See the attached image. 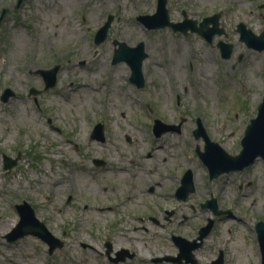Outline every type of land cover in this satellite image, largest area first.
Masks as SVG:
<instances>
[{"label": "rangeland", "instance_id": "374dc122", "mask_svg": "<svg viewBox=\"0 0 264 264\" xmlns=\"http://www.w3.org/2000/svg\"><path fill=\"white\" fill-rule=\"evenodd\" d=\"M16 1L0 0V13L8 10L0 21V94L5 88L15 94L7 103L0 101V149L12 158L21 151L17 165L9 172L3 170L0 155V249L6 252H0V264H8L7 256L33 251L28 246L30 238L13 244L3 239L15 220L12 204L28 198L39 215L52 219L48 222L52 234L60 238L66 231L65 248L53 253L47 264H60L61 260L71 264V259L104 264L103 259L76 246L80 241H92L90 233L103 238L107 225L97 222L90 226L87 220L91 218L87 213L95 217L93 212H97L89 205L82 213L74 207L76 202L63 207L61 213L58 208L69 186L77 187L79 195L88 199L90 191L98 190L96 186L110 182L118 187L131 185L126 175L129 160L138 159L158 144L164 150L154 152L152 159L162 154L180 155L190 144L195 185L190 203L195 210L185 211L189 220L182 226L173 224L161 230L145 224L153 234H138L151 240V253L158 252L155 241L160 239L170 246L168 251L172 250L166 241L169 231L190 237L206 218L215 219L208 209L199 208V202L212 196L218 208L231 211L233 216L216 221L204 248L197 252L199 263L222 251L224 264H260L254 227L258 221L264 222L263 162L257 159L243 172L209 182L206 168L193 153L195 144L202 147L201 142L195 141L191 131L200 119L212 141L230 155L239 152L245 126L255 117L264 95V51L247 49L239 41L236 26L243 23L255 35L264 31V0H187L183 7L192 11V18L221 12L220 25L227 37L216 36L211 43L194 34L186 37L143 29L135 17L153 12L154 0H23L15 9ZM108 14L117 20L106 40L95 46L93 36ZM114 40L133 47L144 44L148 57L142 65L143 88L137 89L129 81L130 69L125 63L111 66ZM219 40L232 44L230 58L221 57ZM56 64L60 66L56 84L43 91L41 77L33 73ZM31 87L42 90L36 103L29 95ZM182 117L186 122L180 135L168 134L165 143L154 139L153 119L177 123ZM99 119L107 136L103 144L89 140V131ZM126 135L136 137L137 144L127 145L123 140ZM92 158L106 159L108 166L95 167ZM152 163L143 165L152 167ZM136 169V174L144 175ZM77 214L84 218L78 225L60 221L62 216ZM128 225L133 222L128 221ZM43 250V246L36 248L34 264H46Z\"/></svg>", "mask_w": 264, "mask_h": 264}, {"label": "flooded vegetation", "instance_id": "af4514ba", "mask_svg": "<svg viewBox=\"0 0 264 264\" xmlns=\"http://www.w3.org/2000/svg\"><path fill=\"white\" fill-rule=\"evenodd\" d=\"M186 1L187 0H154L153 12H148L149 15L139 14L137 17H135V19L136 21H138L137 18L139 16L155 15V18L151 24V28L143 24L140 20V22L138 21L143 29H152L148 31L167 30L171 31L172 33L183 34L186 37L189 34H194L202 37L205 40L203 35H200L197 32H191L189 29H206L205 20L209 16L204 15L199 17L198 19L192 18L190 14L192 11L189 9L187 11L183 7ZM178 4L181 5L180 9L176 7V5ZM108 16H112L114 20L117 19V17H114L111 14H108L106 19L108 18ZM113 19L111 21L112 23L114 21ZM211 26L212 25H209L208 27L210 28ZM174 29L188 30L186 34H184L180 30ZM110 64L111 66L116 65L112 64V60L110 61ZM41 79L44 86V80L42 77ZM5 89H3L0 94L1 102V96ZM14 96L15 94L9 97L6 102L2 103H7L10 98ZM33 101L35 103L37 102L35 98H33ZM155 120L156 118L153 119L151 132L154 136V139L156 141H161L162 143L166 142L164 140V137L168 134L180 135L182 126L186 122L184 117L180 118L177 123H165L164 121H162L165 125L178 126V131L165 130L161 132L159 136H157L156 132L153 130V124L155 123ZM99 122L103 126L102 135L101 133L93 132L94 127ZM102 122L103 120L99 119L90 129V141H94L100 144H103L107 141L105 127ZM56 131L60 133V129L56 128ZM191 134L194 135L193 131H191ZM65 137L66 140L70 142L69 137ZM193 138L195 139V141L201 142L202 147L200 148L199 144H195L193 153L197 160L201 163V165L206 168L207 174L205 175V179H207L209 182L217 180L224 175L243 172L253 165L252 164L240 171H230L228 173H222L217 177L211 178L206 165L202 162L198 154L199 152L202 153L205 151L206 141L202 137ZM123 140L129 146H134L135 143L137 144L136 137H130L126 135L125 137H123ZM74 147L77 148L76 146ZM188 147L189 149H182V153L186 152V155L182 153L180 155L162 154L159 157L152 159L154 157V152L158 150H164V146H162V144H158L156 147H149L141 156H138V159L131 158L129 160V164L131 165L130 170H127L126 172L127 178L129 177L132 181L131 185L118 187L115 185H111L110 182V184L106 186H96L95 189L98 188V190L90 191L89 193L91 194V198L88 199L87 197L82 198L79 195V193L81 195L82 193L78 191L77 187L69 186L68 193L64 197L62 206L58 208V212L61 213L63 211V207H67L71 203L76 202L77 205H75L74 207L77 208L78 211L84 213L89 210L88 207L90 205L92 207V210L96 211L97 213L93 212L95 217L87 213V215L91 217L87 219L88 224L91 226L95 225L97 222H104V224L107 225L106 233L104 234L103 238L95 237L93 233H90V238H93L92 241H88L86 243L80 241L76 243V246L82 251H88L93 256H96L100 261L101 259H103V262H105L104 264H200V257H197V252L204 248L206 237L213 230L216 221L221 220L222 217L229 218L233 216L231 212L225 215L214 214L215 211L224 210L218 208L217 200L212 196L209 198H205L202 202H199V208L208 209L215 219L206 218V223L199 226L197 228L196 234L190 237L182 234L181 231H169L168 239L166 241L170 242L172 249L171 251H168L170 246L166 243H163L160 239V241H155L157 242L156 247L159 248L158 252L155 255L152 254L150 248H153V245L148 244V241L151 242V240L146 241L147 239L144 240L142 235L138 234H153V232H150L151 227H159V229L163 230L171 227V225L173 224L182 226L189 220V216L185 213V211L187 209H191L193 211L195 210V207L190 203V197L195 192V185L193 180V173L190 166L192 155L190 144ZM20 152L21 151L19 150L16 157L12 158L6 155L0 149L3 167L5 157H9L11 158V160L17 159L18 163ZM91 162L93 166L99 168H106L108 166V160L103 158H92ZM143 162H146L147 164L153 162L152 167H144ZM17 163L13 166V168L17 165ZM136 168H139L140 171L143 170L144 175L139 176V173L136 174L135 171H138ZM120 170H122V168H120ZM9 171L10 170H8V172ZM190 174L192 176V182L194 186L193 192H189L191 187ZM223 183L226 182L224 181ZM100 194H103L102 196L106 197V202H103L101 200ZM24 203L27 204L25 208H18L19 205H22ZM78 203L81 206H78ZM213 207H215V209ZM12 211L13 214H15V220L10 230L5 235H3V239L9 244H13L20 240L30 238L31 241H28V246L32 247L33 251L30 252L28 250H25L23 253L15 254L10 257L7 256L6 258H8V264H34L32 256L33 254H35L36 248H38L39 246L44 247L43 252L45 253L44 255L47 256V259L45 260V263L47 264L51 261L50 258L56 252L65 248L66 242L64 237L66 236V231L63 230L61 232L60 238L52 234L48 229V222L52 221V219L44 218L39 215L37 206L29 198L26 201L23 199L20 203L12 204ZM78 215L79 214L72 218L62 216L60 218V221H71L73 225H78L80 221L84 219L83 217H79ZM128 221L133 222V225L131 227L130 225L127 226ZM19 223H22V225L25 226L23 230L25 233L23 235H21L22 230L18 229L17 227L19 226ZM145 224H149L151 227H148ZM42 225L45 231L43 230ZM206 229H208V231ZM76 230L79 231L80 229L76 227ZM203 231H207L206 235L202 239H200ZM182 241H184V245H181ZM197 244H199L197 248L190 251L189 254H192V257L191 259H189V255H185L184 253V247L186 246L188 249H190ZM139 252H141V254H139ZM221 252L222 251H219L216 257L205 261L204 264H219L218 255ZM1 253L6 252L4 251ZM143 254L145 256V260L140 258V255ZM157 257L162 258L160 261H157ZM60 264H63V260L60 261ZM71 264H89V261L84 259L75 261L71 259Z\"/></svg>", "mask_w": 264, "mask_h": 264}, {"label": "water", "instance_id": "95a60500", "mask_svg": "<svg viewBox=\"0 0 264 264\" xmlns=\"http://www.w3.org/2000/svg\"><path fill=\"white\" fill-rule=\"evenodd\" d=\"M23 0H17L14 8L17 9L21 5ZM7 13V9H3L0 15V21ZM221 13H216L213 16L207 17L205 20L206 29H189L191 32H197L200 35H203L207 42H211L212 37L215 35H222L224 33L223 29L219 27V19ZM155 18L154 16H139L137 19L140 20L143 24L151 28V24ZM113 17L108 16L106 22L100 27L96 32L94 37V44L96 46L100 45L105 39L108 32V28L112 21ZM209 25H212L210 28ZM151 30V29H150ZM180 30L184 34L188 29H174ZM237 32L240 34L239 40L244 42L248 48L254 49L256 51H264V31L259 35H254L249 29H246L244 24L240 23L237 25ZM114 45L118 47L114 50L112 56V64L119 62H125L130 68V82L135 84L137 88H141L144 85V79L141 71L142 62L147 57V54L144 51V44L142 42L136 44L134 47L126 45L124 42L114 41ZM222 57L229 58L232 50L231 44H225L222 41L218 43ZM59 70V65H55L48 70H39L36 73L40 74L44 80V90L54 87L56 84V75ZM39 91L35 89H30V94L36 95ZM14 93L10 89H5L1 100L6 102L9 97L13 96ZM180 125V124H179ZM153 130L156 132V135L159 136L161 132L165 130L178 131V126L165 125L160 120H155V125ZM94 133H103V126L97 124L94 127ZM195 138L202 137L206 141L205 151L198 153L202 162L206 165L208 172L211 178L217 177L222 173H228L230 171H240L244 168L250 166L256 158H260L264 163V96L257 107V113L254 118L249 121V124L245 127L243 137L240 140L241 150L235 156L229 155L222 149L217 143L211 142L208 136L206 135L201 121L197 120V127L193 130ZM102 137V136H101ZM9 157H5L4 160V169H11L16 163L17 159L11 160ZM191 176V174H190ZM190 190L189 192L194 191V186L192 182V176L190 181ZM26 203L19 205L18 208H25ZM215 209V207H213ZM214 214H229V212H217ZM23 223V221H22ZM19 223L18 229L22 230L21 235L25 232L23 231L25 226ZM43 230L45 231L43 225ZM17 229V228H16ZM208 231V229H206ZM207 231H203L202 239ZM255 231L257 234V242L260 251L261 264H264V222L259 221L255 225ZM19 235V236H21ZM184 245V241L181 242V245ZM199 244L188 249L184 247L185 255H189L191 259L192 254L190 251L197 248ZM188 258V257H187Z\"/></svg>", "mask_w": 264, "mask_h": 264}, {"label": "bare ground", "instance_id": "6f19581e", "mask_svg": "<svg viewBox=\"0 0 264 264\" xmlns=\"http://www.w3.org/2000/svg\"><path fill=\"white\" fill-rule=\"evenodd\" d=\"M3 249H0V252H4V251H2Z\"/></svg>", "mask_w": 264, "mask_h": 264}]
</instances>
